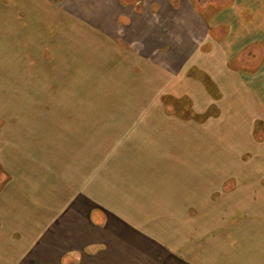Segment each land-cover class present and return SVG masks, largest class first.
I'll use <instances>...</instances> for the list:
<instances>
[{"label":"crops","instance_id":"0c3cea01","mask_svg":"<svg viewBox=\"0 0 264 264\" xmlns=\"http://www.w3.org/2000/svg\"><path fill=\"white\" fill-rule=\"evenodd\" d=\"M144 1L143 11L137 15L144 17L147 29L183 30L179 41L159 39L155 46L163 45L171 50L178 45L184 52L181 53L184 59H180L189 61L186 72L193 64L201 71L209 70L203 63L215 59L214 53L221 55L218 61H229L231 58L225 57V52L232 45V57L250 53L255 59L259 69L251 74L247 85L241 83L240 74V77L235 75L238 78L235 91L239 97L233 100L231 109L249 110L246 129L238 134L256 142L255 127L264 126V0L232 1L219 9L217 16L208 19L201 11H196L190 0H146L147 6ZM112 2L104 0V14H112ZM226 10L232 22H222L225 16L218 15ZM151 16L152 21H149ZM107 27L112 26H98ZM224 42H228L230 48ZM219 69L224 72V65ZM217 102L222 109L219 122L224 125V102ZM206 103H209L208 97ZM206 103L202 102V107ZM22 121L0 118V264H264L263 209L249 211L242 218L239 212L226 221V225L233 223L232 229H222L225 224L219 225L217 219L212 225L204 224L209 226L207 228L203 225L200 229L184 230L179 236L176 233L169 242L161 240V221L170 217L158 210L144 217L145 184H150L151 190L153 187L150 197L158 206L171 205L174 200L159 199L155 195L167 184L169 190L174 191L171 188L174 181L169 179L175 177L177 169L189 176L190 194L192 198L193 193L196 195L195 203L188 198L192 205L209 204V189L213 186L209 180L208 153L214 154L212 157L219 163L232 155H225L223 149L216 153L212 148L209 150V143L219 147V142L228 140L227 133L210 135L204 124L198 140L205 167L196 171L193 182L192 162L188 167H178L177 160L173 159L177 158L176 154L165 148L176 140L175 135L188 133L186 130L178 132L174 119L159 117L153 121L160 136L158 140L146 134L148 143L137 146L135 139H130V150L115 155L116 172L108 169L113 162L111 152L98 154L97 138L82 135L73 123L53 124L51 129L48 125L38 128L39 124L34 128L30 118ZM187 139L191 144L189 153H192L193 138L187 134ZM97 163L101 167L96 166L94 170ZM86 166L89 171L81 172V167ZM220 168L215 169L220 173ZM244 169L247 171L228 176L235 178L234 184L229 183L233 197L243 194L233 205L243 211L245 205H251L250 200H264L261 196L256 200L251 198L259 196L264 182L256 180L254 168ZM156 175L160 177L156 179ZM226 185L223 187L228 188ZM215 187L218 190L219 184ZM244 190L250 194L245 195ZM202 211L206 213L205 208Z\"/></svg>","mask_w":264,"mask_h":264},{"label":"rangeland","instance_id":"374dc122","mask_svg":"<svg viewBox=\"0 0 264 264\" xmlns=\"http://www.w3.org/2000/svg\"><path fill=\"white\" fill-rule=\"evenodd\" d=\"M112 1L113 12L106 15L104 0H0V118H16L21 123L24 118H30L34 128L38 124V128L48 125L53 129V124L73 123L82 135L97 138L98 154L102 155L106 150L111 152L113 162L108 169L114 172L117 170L115 155L130 150V139H135L137 146L147 144L148 136L158 140L160 136L153 121L159 117L174 119L178 132L186 130L193 138L192 155L187 134L175 135L176 140L165 148L176 154L177 158L173 159L177 160L178 167H188L192 162L193 182L196 171L205 167L202 166L204 160L198 140L204 124L210 135L227 133L228 140L219 142V147L209 143V150L212 148L216 153L223 149L225 155H232L219 163L212 157L214 154L208 153L209 180L213 187L209 189L207 206L192 205L189 176L179 169L175 177L169 179L174 181L175 185L171 184L174 191L169 190L167 184L155 195L159 199L174 200L171 205L158 206L150 197L153 187L151 190L150 184H145L144 217L157 210L170 217V220L161 221L162 241L169 242L176 233L182 235L184 230L200 229L208 223L212 225L217 219L219 225L225 224L222 229H232L233 223L230 221L226 225V221L239 212L242 218L249 211L264 210V200H250L252 203L244 206L245 211L239 210L240 206L235 207L233 201L243 194L233 197L229 183L234 184L235 178H228L234 172L237 175L247 171L244 168H254L256 180L264 182V126L256 125V142L247 140L245 135L239 134L246 129L249 110L231 109L234 108L233 100L239 97L235 91L238 85L235 75L240 77V74L241 83L247 85L251 74L259 69L258 63L250 53L232 57L234 46L230 48L228 42H224L230 48L225 52V57L231 58L229 61H218L221 55L214 53L215 59L203 63L210 67L209 70L201 71L193 64L186 72L189 61L182 60L184 55L181 53L184 52L178 45L177 49L171 50L167 46H155L159 39L179 41L184 33L182 29H147V22L143 24L144 17L137 15L143 11L142 0L140 3L139 0ZM190 1L196 11H201L208 19L217 16L219 9L235 0ZM144 2L147 6L148 2ZM228 11L218 14L225 16L222 22H232ZM105 24L112 27L98 28ZM221 64L225 67L224 72L219 69ZM207 97L209 103H206ZM217 101L224 102L221 106L226 114L224 125L219 122L222 109ZM202 102L206 103L204 107ZM231 134L238 135L232 137ZM141 140L146 141L142 143ZM154 147L157 149L158 144ZM96 166L101 167L97 163L93 169ZM217 166L221 167L220 173L215 169ZM88 171V166L81 167V172ZM159 177L155 176L156 179ZM217 183L218 190L214 189ZM224 184L228 188H224ZM258 192L259 196L251 198H264V189ZM192 201H196L195 193Z\"/></svg>","mask_w":264,"mask_h":264}]
</instances>
